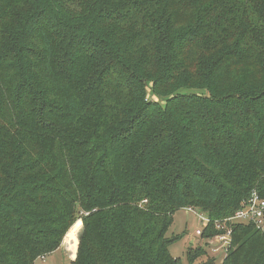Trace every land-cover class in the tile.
<instances>
[{
	"label": "trees",
	"instance_id": "16d2710c",
	"mask_svg": "<svg viewBox=\"0 0 264 264\" xmlns=\"http://www.w3.org/2000/svg\"><path fill=\"white\" fill-rule=\"evenodd\" d=\"M252 190L264 0H0V264H34L74 224L70 264H181L174 211L205 213L211 238ZM231 232L219 264H264V233Z\"/></svg>",
	"mask_w": 264,
	"mask_h": 264
},
{
	"label": "rangeland",
	"instance_id": "374dc122",
	"mask_svg": "<svg viewBox=\"0 0 264 264\" xmlns=\"http://www.w3.org/2000/svg\"><path fill=\"white\" fill-rule=\"evenodd\" d=\"M196 213L201 212L196 210ZM172 218L173 222L170 225L166 236L170 238L173 235H178L180 236V238H178L176 241L171 242V244L169 245L168 250L170 255L175 258H178L181 264H190L187 260V251L189 250V248L203 247L204 249H206V253L210 257H215L217 259L214 264H219L221 262V260L223 259V254L219 255L213 253L209 248L208 243H206V239L201 238L195 233L196 230H202L203 226V223L195 214V210L194 212H191L180 208L174 211ZM79 221L81 222V225L77 230L76 235L80 233L82 228V220ZM74 225L67 231V233L73 229ZM66 234L63 236L64 238L61 241L60 247L57 250L53 251L51 254L46 255L44 260L37 259L34 264H70L68 256L71 257L75 254L67 255L62 249L64 248V250L66 251L65 248L68 247L65 244ZM203 259H205V255L197 259L194 264L203 261Z\"/></svg>",
	"mask_w": 264,
	"mask_h": 264
},
{
	"label": "built area",
	"instance_id": "2783aa9c",
	"mask_svg": "<svg viewBox=\"0 0 264 264\" xmlns=\"http://www.w3.org/2000/svg\"><path fill=\"white\" fill-rule=\"evenodd\" d=\"M183 209L191 212L195 210V214L203 223L202 230L211 221L205 213H196L197 209L193 207L186 206ZM236 222L252 224L254 228L264 233V199L260 197L256 190L249 193V196L241 203V207L235 210L230 217L214 221L215 229L223 230V232L206 239V243H208L213 253L223 254V257L226 255L231 242V226ZM202 230H196L195 233L201 236ZM44 258L41 259L44 260Z\"/></svg>",
	"mask_w": 264,
	"mask_h": 264
},
{
	"label": "crops",
	"instance_id": "0c3cea01",
	"mask_svg": "<svg viewBox=\"0 0 264 264\" xmlns=\"http://www.w3.org/2000/svg\"><path fill=\"white\" fill-rule=\"evenodd\" d=\"M77 238H78V235H77ZM63 249V251L68 255V254H72L70 251H68V247H66L65 249H66V251L64 250V248H62ZM75 255H76V250H75ZM75 255L74 256H71V257H69L68 256V259H69V261H71V260H73L74 258H75Z\"/></svg>",
	"mask_w": 264,
	"mask_h": 264
}]
</instances>
